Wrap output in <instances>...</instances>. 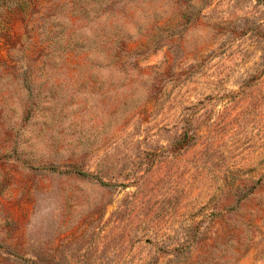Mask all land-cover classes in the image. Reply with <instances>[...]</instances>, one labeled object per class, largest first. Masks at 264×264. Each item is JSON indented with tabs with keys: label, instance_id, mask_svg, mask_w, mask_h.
<instances>
[{
	"label": "rangeland",
	"instance_id": "obj_1",
	"mask_svg": "<svg viewBox=\"0 0 264 264\" xmlns=\"http://www.w3.org/2000/svg\"><path fill=\"white\" fill-rule=\"evenodd\" d=\"M0 264H264V0H0Z\"/></svg>",
	"mask_w": 264,
	"mask_h": 264
}]
</instances>
